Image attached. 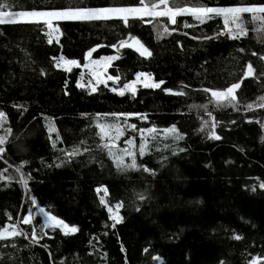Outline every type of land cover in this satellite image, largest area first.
Returning <instances> with one entry per match:
<instances>
[{
	"label": "trees",
	"instance_id": "16d2710c",
	"mask_svg": "<svg viewBox=\"0 0 264 264\" xmlns=\"http://www.w3.org/2000/svg\"><path fill=\"white\" fill-rule=\"evenodd\" d=\"M195 1L225 8L264 4ZM0 4L6 5L4 11L19 12L134 7L140 0ZM163 21L171 32L162 38L145 17H129L127 25L119 18L55 21L52 29L58 31L40 22L0 24V111L11 129L0 154V229L15 225L27 235L0 240V264H251L254 257L264 264V111L256 105L264 97V43L252 33L229 38L220 17L198 23L178 15L175 24L166 17ZM132 37L151 56L119 47L121 41L132 43ZM61 56L79 64L119 56L108 67L109 75L119 77L117 86L140 72L165 84L139 88L135 95L121 96L104 87L86 93L76 87L78 68L56 66ZM249 63L254 72L245 76ZM232 83L240 84L233 105H209L212 91ZM202 106H208L220 139L197 129ZM111 113L147 117L113 116L127 133L133 124L132 129L175 126L184 138L148 141L144 154L135 155L137 168L118 167L105 147L110 141L102 139L97 127ZM128 140L129 135H121L117 148L124 150ZM142 140L135 136L138 145ZM74 149L76 155H65ZM101 198L119 204V223H111ZM30 207V223L19 222ZM40 208L77 232L42 229Z\"/></svg>",
	"mask_w": 264,
	"mask_h": 264
},
{
	"label": "snow or ice",
	"instance_id": "6c2138e0",
	"mask_svg": "<svg viewBox=\"0 0 264 264\" xmlns=\"http://www.w3.org/2000/svg\"><path fill=\"white\" fill-rule=\"evenodd\" d=\"M140 5L141 7H76V8H64V9H59V10H50V11H19V12H10V11H4L3 9L6 7L5 4H0V24H4L5 17H9V20L7 22H16L13 17H20V18H35L37 21L42 19L43 22L48 26L49 29H52V20H63V21H91V20H109L113 18H119L124 21L125 25L128 23V18L129 16H139V17H144V16H150V17H167L168 20L175 24L177 23L176 17L178 15H181L183 13H190L193 16L196 17L197 20H199L201 23L204 22L206 18H211V15H224L225 17V23L227 24L229 19L232 21V23L235 25L236 31L232 32L230 31L229 33V38L236 39L241 35L246 34L247 29L245 27V19H241V14L242 13H252V20L256 21L258 20L260 22V27L264 28V16H261L259 14H264V4H255L252 6H247V7H173L169 5V0H156L155 3H145V0H140ZM187 26V25H186ZM254 31L257 29H253ZM52 31H58V29H52ZM168 29L164 28V32H167ZM49 36L52 35V32L48 33ZM132 43L128 44L125 41H121L119 44V47H130L134 48L142 57H148L151 56V52L144 47L141 42L136 39L135 37H132ZM51 39H49L48 43H51ZM113 48H117V45L113 44ZM241 51H243L241 49ZM253 55H256L255 52L252 53ZM91 56V52H89L86 56L85 59L87 60L88 57ZM53 59H56L55 57ZM119 59V56H107V57H101L99 60H91L89 64H86L85 67L90 68V75L92 78L97 82V83H104L105 86H107V81H113V83L117 82L119 80L118 76H112V75H107L106 78L100 72L98 69H103L107 70L108 67L110 66L111 62L114 60ZM261 60H264V56L260 57ZM59 61H63L64 63L70 64V65H77L76 60H64V57L61 56L59 57ZM59 67V63L56 65ZM254 72L253 66L251 63L247 65V70L245 71L244 75L245 76H251ZM43 74V73H41ZM137 81L140 80L141 77H147L145 80L143 86L145 88H152V89H160L162 85L165 84V81L160 80L159 82L155 83H150L148 80L151 79L149 74L140 72L136 74ZM83 79V77H81ZM135 82L132 83H126L124 84L122 89H112L113 91L117 92L118 95H124L125 90H131L132 94L135 95L136 89L134 87ZM76 87H84L78 80L76 82ZM88 87L91 88L92 92L96 91V85L92 84L91 81L89 82ZM187 87V86H185ZM240 88L239 83H232L230 87H227L223 91H212L211 95L212 97L216 98L217 100H226L229 104H232L234 101H236L237 97L235 95V90ZM163 91L166 93L171 92V89L164 88ZM205 92H208L209 89L205 88ZM67 94V93H65ZM177 95H183V92H178L175 93ZM261 100L264 101V97H261ZM247 107L250 109L253 107L252 104H248ZM260 107H264V103L260 105ZM110 115L112 116H125V117H130V116H137L140 119H147L146 116L140 114V113H111ZM5 114L4 112L0 111V119L4 118ZM97 127L101 130L102 133L109 134L114 131L115 135H110L109 134V144H106L105 147L109 149V154L114 156L115 160L117 161V166H123L124 168H137V163H136V158L135 155L132 151L128 149L122 150V155H116L112 150L115 148V140L118 139L121 135H123V132L120 128L119 124L115 123H110V124H101L97 125ZM130 127L135 128L136 125H130ZM53 129H49V131H52ZM7 132H11V129H6ZM140 132L143 136L144 133H152L155 132V128H141ZM164 132L166 135L172 134V140L179 141L182 140L184 137L180 135L177 132V129L175 126H172L170 128L164 129ZM210 138L214 139H220L218 135H216L214 132L210 134ZM7 139V136L5 135H0V153H3L5 151L4 147L2 145L5 144V141ZM59 139V137H57ZM103 139V136H102ZM126 144H132L131 140L125 141ZM55 146V145H53ZM167 147V145H165ZM175 151V149H174ZM180 152H183L184 149L180 148ZM145 152V144L142 140L140 144V154L143 155ZM76 150L74 149L71 152L65 153L67 156H74L76 155ZM124 156H129L131 157V163L130 164H125L124 163ZM60 165H57L59 167ZM17 172L20 171L19 168L16 169ZM144 171H149V169L145 168ZM21 176H23V173H21ZM3 176H0V179H3ZM23 183L25 187H27V180H23ZM261 188H264V184L260 185ZM254 190V189H253ZM99 191V189H97ZM105 194L106 191H105ZM140 199L143 200L144 196L141 195ZM32 204L36 205L37 201L35 198H32ZM101 204H105V201L103 198L100 200ZM107 207V205L105 204ZM119 207V205L117 206ZM40 213L43 214L46 217L45 222L42 225V229L45 228H60L62 231H65V234L68 232L75 233L77 232L76 227H71L63 220L57 219L55 216L50 215L48 212L45 211L44 208L39 209ZM110 213V218L115 220L116 222H120L121 217L118 215L113 216L111 215L112 209H108ZM30 216H31V210H29V215L23 216V223L24 224H29L30 223ZM9 219H12L9 217ZM115 225H113L114 227ZM25 235V238H27L26 233H22L21 231H18L16 229L15 225L11 226V230L8 229L6 226L3 229H0V240L13 237V236H18V235ZM38 239L36 230L33 229L32 232V241L35 242ZM236 239H240L239 236L236 237ZM145 252L148 251L147 248L144 249ZM154 260H159V257H153ZM259 257H254L251 261V264H259ZM162 264V262H161Z\"/></svg>",
	"mask_w": 264,
	"mask_h": 264
},
{
	"label": "rangeland",
	"instance_id": "374dc122",
	"mask_svg": "<svg viewBox=\"0 0 264 264\" xmlns=\"http://www.w3.org/2000/svg\"><path fill=\"white\" fill-rule=\"evenodd\" d=\"M155 2H156V0H145L146 4L155 3ZM169 5L173 6V7H207L206 5H203V4L199 3V2H196L195 0H169ZM134 7H141V5L134 6ZM239 7H247V6H239ZM181 15H189V16H191L193 18L194 21L200 23V21L197 20L196 17L193 16L192 14H190V13H183ZM252 15H253L252 13H242L241 14V19H245L246 18V21H245V27L247 29L246 34L247 33H252L253 38L257 42L264 43V28L260 27V22L258 20H256V21L252 20ZM259 15L262 16V14H259ZM129 17H139V16H129ZM144 17L150 19L153 22L152 23V30H153V32H154V34H155V36L157 38L165 37L171 32L167 28V26L165 25V23L163 21V17H155V18L150 17V16H144ZM214 17H220L221 18V20L223 22V25H224V34H226L228 37H229L230 31H232V32L236 31L235 25L232 23V21L230 19H229L227 24L225 23L224 15H219V16L214 15V14L211 15V18H214ZM211 18H206L204 21H207V20H209ZM4 19L7 22L9 20V17H5ZM12 19H14L16 22H40V23H44L42 19L37 21L35 18L13 17ZM55 21H62V20L53 19L52 23L55 22ZM164 28H167L168 31L164 32ZM254 28L257 29V30L254 31L253 30ZM246 34L241 35L239 37H243ZM99 59L100 58L92 59V60H99ZM65 61H67V60H65ZM90 61L91 60L85 62L84 64H79L77 62V65H70V64L64 63L63 61H58V63H59V66L62 69L66 70V71H69L72 68H78L80 70V76L78 77V80L80 81V83L82 85H84V87H80V89L83 90L84 92H86V93H95V92H99L100 89L102 87H104V88H107L110 91H112V92L117 94V92L113 91L112 89L115 88V89L119 90V89H122L124 85L117 86L116 82L113 83V81H107V86H105L104 83H97L92 78V76L90 75V68L89 67H85V65L89 64ZM98 70L100 72H102V74L104 75L105 78H106L107 75H109L108 74V69L106 71L103 70L102 68L98 69ZM143 73H145V72H143ZM146 74H148V73H146ZM81 77H83V79H81ZM150 77H151V79L148 80V82L155 83L156 81L152 78L151 75H150ZM146 79H147V77H141L140 80L137 81V77L135 75L133 80L129 81L128 83L135 82L134 87H135V89L137 91L139 88H145L143 86V84H144ZM90 81H91L92 84L96 85V91L95 92H92L91 88L88 87ZM124 94L133 95L131 90H125ZM262 103H264V101H262L261 97H260L256 101V105H258V107L261 108L264 111V107H260V105ZM209 105L214 106V107H227V106L233 105V103L229 104L226 100H217L216 98L212 97V100H211ZM200 109H201L200 113L202 114V116L198 118L197 129L199 131L204 132V133L206 132L208 134V137H210V134L213 133L214 129H215L214 118L208 112V106H206V109H205L204 106H202ZM124 118L128 119V117H125V116H124ZM118 120H119L118 118H114L113 116L112 117H103V119H100L99 125H101V124H110V123L119 124ZM149 128H154V127H149ZM168 128H170V127H168ZM6 129H8V128L6 127L5 118H2V119H0V135H5L8 138L10 133L7 132ZM164 129H166V128H163V129H160V130L155 128V132H152V133H147L146 132L142 136V134L140 132V129H132L131 128L129 130V132L127 133L125 130H123V128H121L123 134L129 135V140L132 141V144H126L125 143L123 145L122 149H128V150L132 151L134 153V155H136L137 153H140V144L138 145V142L135 141V136H138V138L143 139V142L145 144V148H146V144H147L148 141H151V140L154 141L157 138H160L162 140L172 139V134L166 135L165 132H164ZM98 130H99L100 136L101 137L103 136V138H105L106 140H109V134L113 135V136L115 135L114 131L109 133V134H105V133H102L100 129H98ZM118 139L115 140V148L112 151L116 155H122V150L117 148V146L119 145ZM2 147H3V145H2ZM125 157L126 156H124V160H125ZM126 163L130 164L128 161H126ZM103 195H105V194H103ZM105 204L107 205L106 209H107V213H108V216H109V219H110L111 223L112 224L119 223V222H116L115 220L110 218V213L108 211V209L111 208L112 209L111 215H113V216L118 215L120 217V211H119L120 206L117 207L119 204H107L106 202H105ZM29 210H31V216H30V220H31L32 214L34 212H33L32 207H30V208H28L26 210V215H29ZM22 221H23V215H21L20 218H19V222H22ZM18 227H20V224H19Z\"/></svg>",
	"mask_w": 264,
	"mask_h": 264
},
{
	"label": "water",
	"instance_id": "95a60500",
	"mask_svg": "<svg viewBox=\"0 0 264 264\" xmlns=\"http://www.w3.org/2000/svg\"><path fill=\"white\" fill-rule=\"evenodd\" d=\"M42 218H43L44 221L46 220V217L44 215L42 216Z\"/></svg>",
	"mask_w": 264,
	"mask_h": 264
}]
</instances>
